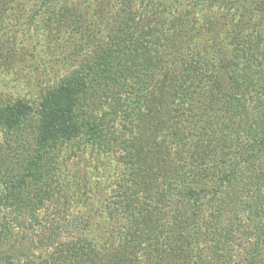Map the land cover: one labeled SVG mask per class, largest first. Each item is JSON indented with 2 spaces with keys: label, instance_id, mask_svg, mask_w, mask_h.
I'll use <instances>...</instances> for the list:
<instances>
[{
  "label": "trees",
  "instance_id": "16d2710c",
  "mask_svg": "<svg viewBox=\"0 0 264 264\" xmlns=\"http://www.w3.org/2000/svg\"><path fill=\"white\" fill-rule=\"evenodd\" d=\"M100 1L86 3L94 5L90 13L78 6L59 19L61 51L95 42L91 60L42 93L30 137L22 132L28 139L19 174L3 180L10 190L0 200L34 210L23 227L37 236L30 244L44 257L31 258L37 264H230L235 237L264 246V57L250 43L264 27V0ZM117 4L121 13L110 15ZM217 5L233 14L229 21L219 19L226 12L209 14ZM245 5L253 9L245 13ZM220 33L214 57L205 40ZM33 110L28 101L8 100L0 121L17 127ZM87 145L111 154L116 171L111 177L88 172L69 194L60 187L63 159ZM53 195L64 202L77 196L83 204L50 219L49 205H36ZM10 236L11 225L0 223V264L23 257L7 249Z\"/></svg>",
  "mask_w": 264,
  "mask_h": 264
},
{
  "label": "rangeland",
  "instance_id": "374dc122",
  "mask_svg": "<svg viewBox=\"0 0 264 264\" xmlns=\"http://www.w3.org/2000/svg\"><path fill=\"white\" fill-rule=\"evenodd\" d=\"M88 1L0 0V105L8 100L23 99L28 101L34 109L33 114L26 118V122H20L17 127L7 126V124L0 121V158L4 159V161L0 162V171L8 172L14 170V172H18L0 173V199H4V192L10 190V182L8 183L5 180L7 182L5 183L3 181L4 178L8 179V177H12V181H15V177L19 174L17 167L23 164L20 154L23 151V147L27 145L31 127H34L36 105L42 93L47 88L57 84L71 69L79 67L84 59L88 57V60H91V54L93 53L91 47L95 46V42L89 48H86V46L79 48L80 50L77 52L69 49L61 51L60 44L64 39L62 28L57 24L63 14L67 17L78 13V6L82 7L83 11L85 10L87 13H90L88 11L91 7L105 3L100 0H95L94 5L91 4L90 7H86ZM67 7L71 9L66 13ZM119 7L117 4L110 12V15L116 10L121 13ZM244 8L246 13V8L250 10L253 9V6L249 7V5H245ZM208 12L210 15H220L221 12H226L227 17L220 15L219 19L221 21L223 19L229 21L233 15L228 10H225V6L221 5L213 6ZM82 19L88 21L86 14L83 15ZM253 24L254 22L251 19L250 26H248V33L251 32ZM260 29L261 33L259 37L253 36L250 39L252 41L250 43H253L252 45L256 49V53L258 54L260 52L262 57H264V27ZM224 32L225 30L222 27V33ZM222 33L214 39L207 38L205 40L209 46H212L210 51L214 53L212 55L214 57H216L215 54H219V49L212 44L221 43L220 38L223 35ZM230 53L231 51L229 50L228 55ZM260 75H264V72H260ZM258 80L259 74L257 72L255 86H257L256 83ZM102 106L92 108L95 110L94 113L99 114ZM25 128L28 137L24 134L25 132L22 133ZM83 147L84 149L77 152V154L71 152V154L75 155L71 161H68L69 156H67L62 162V177L65 183L60 187H63L61 190L70 189L69 194L75 188L76 183L78 185L82 180L89 179V173L97 172L98 174L100 172L103 177H111L116 171L114 157L111 154L104 152L95 153L94 151L96 150H91L88 145ZM12 161L14 164L11 163ZM120 173V169L117 170L116 177L118 176V178L116 180L119 179ZM76 197H73V199H76ZM70 199L69 197V202H64L65 199L60 197V195L59 197L53 195V198H50V200L44 199L43 203L37 204L36 207L40 208L43 205H49L46 214H49V218L51 219L59 217L64 211L70 213L83 204L79 197H77L76 201ZM29 207V203H23L18 206L15 203L0 200V223H9L13 232V237L10 236L7 239V243H11L12 246L7 249H9L11 254L18 253L23 256L22 259L18 260L16 257H11V261H15L14 264H37V258L31 257H37L38 255H40L39 257H44V252L41 247L31 246L30 244V240H36L37 236L32 237L23 227L27 217L29 219L30 211H34ZM39 208L37 210L41 211ZM205 211L209 213V209H205L202 212ZM224 211L226 212V208ZM29 220L32 223L33 217ZM161 221H171L172 223L173 219L171 220L169 217H165ZM221 221L226 225V220L223 219ZM209 223L211 224V221ZM241 224L245 226L248 224L244 217L241 218ZM237 239L235 237L230 242V244L232 243L229 247L232 258L230 264H243L248 261L251 264H264V246L255 245L252 240H247L244 237L240 238V240ZM67 241L69 243L74 242L71 237L67 238ZM221 241L223 243L225 242L224 239H221ZM226 244L227 242H225ZM28 245L32 248L25 255L26 252L24 251H26ZM2 247L5 248L7 246L3 245ZM18 248H22V250L17 251ZM111 249L113 248L109 250ZM24 255L28 256V258L24 257ZM7 264L12 263L8 262Z\"/></svg>",
  "mask_w": 264,
  "mask_h": 264
}]
</instances>
